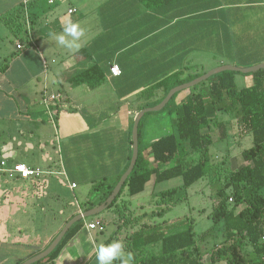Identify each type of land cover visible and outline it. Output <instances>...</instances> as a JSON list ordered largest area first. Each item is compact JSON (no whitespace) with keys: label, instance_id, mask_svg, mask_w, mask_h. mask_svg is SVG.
<instances>
[{"label":"crops","instance_id":"0c3cea01","mask_svg":"<svg viewBox=\"0 0 264 264\" xmlns=\"http://www.w3.org/2000/svg\"><path fill=\"white\" fill-rule=\"evenodd\" d=\"M21 6L27 10V20L31 13L33 23L18 38L2 17ZM71 9L76 13L70 14ZM67 19L84 29L76 51L57 46L50 38L62 32ZM0 24V37L8 29V37L15 39L13 54L0 55L4 59L0 64V132L13 142L5 145L6 154H1L5 158L0 161V175L7 178L1 181L0 176V264H22L45 251L73 215L82 213L90 202L98 203L126 172L133 153L134 116L166 97L163 88L148 98L144 94L176 73L195 75L190 69L199 63L201 47L247 45V31H264V0H174L153 6L140 0H0ZM22 41L25 47L18 50ZM113 65L120 68L117 77L110 73ZM92 67L102 73L97 87L71 84L74 76ZM35 133L42 139L38 144L41 157L34 155L36 160L24 152L38 143ZM239 136L251 137L240 132ZM142 148L154 166L150 146ZM16 151L20 161L25 159L23 165L33 170L40 165V172L52 180L42 179L43 175L8 179L7 169L17 164L12 156ZM239 154L212 162L236 171ZM150 185L153 181L147 188ZM209 186L210 179H205L200 191ZM67 191H77L72 195L74 210L63 207ZM122 200H129L127 190ZM129 210L126 214H131ZM211 211L200 210L209 216ZM105 212L115 223L119 219L116 211ZM210 230L207 239L213 243L208 250L224 240V236L214 240L215 229ZM105 231H91L84 224L54 261L41 264H97L99 243L112 242L100 235Z\"/></svg>","mask_w":264,"mask_h":264},{"label":"trees","instance_id":"16d2710c","mask_svg":"<svg viewBox=\"0 0 264 264\" xmlns=\"http://www.w3.org/2000/svg\"><path fill=\"white\" fill-rule=\"evenodd\" d=\"M140 1L153 6L174 0ZM26 14V8L21 6L2 19L18 36L27 26ZM28 15L32 27L31 13ZM182 74L176 73L153 89L163 88L167 95L173 88L202 76L195 74L183 77ZM235 74L219 73L171 98L163 110L170 109L171 113L176 114L177 133L159 137L151 143L154 166L143 154L142 127L146 115L142 118L139 124L137 164L120 194L107 209L121 213L119 219L126 218L129 216L126 214L129 202L143 196L151 181L155 189L161 183L180 178L182 188L188 189L202 179H210L212 187L215 184L220 186L212 193L214 203L209 217L215 226L223 223L224 240L202 252L201 244L212 230L198 235L193 221L187 224L185 220L172 224L167 221L143 223L138 230L127 235L124 244L125 252L132 256L130 264H264V70L249 74L253 83L243 89H238ZM102 79L100 70L92 67L74 76L70 82L75 86L87 84L95 88ZM204 88L209 91L208 94H204ZM218 113L233 114L239 132L250 135L252 139V147L239 154V168L236 171L223 170L210 158L209 149L214 144V132H218L220 140L228 137L226 123L218 119ZM119 179L98 203L90 202L83 210L103 204ZM125 190L129 200L120 201ZM177 192V188L156 190L153 195L158 198V203L168 205L178 202L175 199ZM84 224L85 220L74 224L50 256L36 264L54 261ZM182 226H186L185 229L173 231Z\"/></svg>","mask_w":264,"mask_h":264},{"label":"rangeland","instance_id":"374dc122","mask_svg":"<svg viewBox=\"0 0 264 264\" xmlns=\"http://www.w3.org/2000/svg\"><path fill=\"white\" fill-rule=\"evenodd\" d=\"M0 27L3 26L0 24ZM5 31L6 32L3 33L0 37L1 56L3 54H5V56L11 55L13 54L12 51L15 49L14 47L15 39L8 37L9 34L8 29ZM234 32L245 33L246 31H234ZM246 34L247 35L245 36L246 37L245 42H247V45H242V46L235 45L232 47L230 46L201 47L198 53L200 61L198 64H194V66L190 69V72L193 74L205 75L206 73L222 66L229 65L238 68H250L264 63V31H247ZM22 36L24 37V34ZM17 37L20 38V34ZM3 62L4 59H1L0 64H2ZM235 81L238 89H243L250 86L253 83V78L249 74L236 73ZM154 90L156 89L150 88L148 91L149 94H144L145 98L150 97V94H153ZM208 93L209 91L205 90L204 88V94H208ZM218 119L220 121H225L228 124L227 132L229 134V137L226 138L225 140H220L218 139V132L217 131L215 132L216 133L215 136L217 137L214 140V144L209 149L211 161L213 162L222 161L223 159H225L226 155L228 154L236 156L239 153H241L243 150L250 149L252 147L251 137L247 136L246 138L244 137V139L239 138L240 136L237 126V120L233 116V114L218 113ZM176 122H177L176 114L171 113L170 109L146 114V116L143 119V127H142V147L144 146V144L145 146L146 145L150 146V144L154 140H156L161 136L177 133ZM29 133L30 131L28 130L27 134L29 135ZM33 136L35 140H37L36 142L38 143L33 144L34 145L33 147L29 148L28 150H24V152H26L27 155H30L34 160H36L34 158V155L37 157V159H40L41 157V156L38 157L41 151V146H39L38 144L42 142V139L39 133H35ZM11 143L13 142L8 140L0 132V161L1 159L5 158L4 155H1L7 149L5 145L7 144L8 146H10L9 144ZM14 145H16V143ZM49 150L52 153V155L56 157L57 153H55L52 150V148H49ZM12 156L14 158L13 160L17 164H23V162H25V159H22L20 161V152L18 151H16L15 154ZM32 164L35 165L34 162H32ZM35 169L39 171L43 170L40 165L36 166ZM13 177L16 178V176L8 175V179L10 180ZM42 177H41L42 179L47 180L48 182L52 180L51 177L48 178V176L45 177L43 175ZM1 179H2L1 181L7 180V178L3 176H1ZM54 179H59V178L54 177ZM88 179L93 180L94 176L88 175ZM204 183H205V179H202L188 189L182 188V179L180 178L161 183L158 186L157 190H167L173 188H177L178 190L175 196V199L178 202H172L168 205L160 204L157 202L158 198L154 197L153 187L150 185L143 196L137 199H133L129 203V209H130L129 212H131V214L128 215L130 216L118 220L116 218L117 221L115 223L113 219L109 217L108 214L109 212H104L106 214L102 215L103 214L102 213L100 216L94 217L92 219L100 218L103 221L104 225L107 227L104 233H100V235L103 238L107 240L112 239L111 240L112 242L119 241L123 245L125 244V241H127V235L133 233L135 229L137 228L139 229L141 224L143 223H162L165 221L167 222L174 221L175 223H177L176 220H180V221L185 220L187 221V224L189 221H194V225H193L194 230L198 233V235L203 234L206 231L214 228L215 234L218 237L216 236L213 239L214 240L217 238L221 239L223 237V223H220L215 226L209 215L205 213L201 214L200 212L202 208L207 209V211L212 210L213 201L210 197V194L211 191L215 192L220 185L215 184L213 185V187L211 185L208 188H205L204 191L202 192L200 190H201V186L204 185ZM66 193L68 197H66V200H64L63 207L69 208L70 210H74L75 201L72 200V195L77 194V191L75 193H71L67 191ZM60 208L61 207L58 206L56 209L57 216H59V212L61 210ZM119 215L122 216L121 213ZM86 220L89 221L90 219H86ZM124 222L125 224H123ZM53 223L54 222H52V224ZM185 227L182 226L181 228L173 229V231L179 229H185ZM117 230H120V234H118V232H115ZM212 243H213L212 238H210L207 239L206 242L201 244L202 252L207 250L208 247L212 245ZM18 250L19 249H17V251H14V254L10 253V256H14L15 254H17L19 252Z\"/></svg>","mask_w":264,"mask_h":264},{"label":"water","instance_id":"95a60500","mask_svg":"<svg viewBox=\"0 0 264 264\" xmlns=\"http://www.w3.org/2000/svg\"><path fill=\"white\" fill-rule=\"evenodd\" d=\"M261 70H264V63L256 65L254 67H250V68H238V67L229 66V65L218 67V68L206 73L205 75H202L201 77H199V78H197V79H195L189 83H186V84H183V85H180L178 87L173 88L171 91H169V93L166 95V97L157 106L151 107V108H145V109L141 110L138 114H136L133 118L134 119V125H133V131H132L133 153H132L130 165H129L127 171L120 178L119 182L117 183L116 187L114 188V190L112 191V193L108 197V199L103 204H101L99 207L84 211V212L79 213L78 215L74 216L71 220H69L64 225V227L59 232L57 237L52 241V243L49 245V247L45 251L34 256L33 258H31L29 260L23 262L22 264H36V263L41 262L44 259L48 258L50 256V254L58 247V245L61 243V241L63 240V238L67 234V232L71 229V227L74 224H76L80 221L86 220V219H91V218L100 216L102 213L107 211V209L114 203V201L116 200V198L120 194L122 187L126 183L128 177L133 172V170L137 164L138 156H139V124H140L142 118L146 114L152 113V112L162 111L167 106V104L169 103V101L171 100V98L174 95H176L177 93H180L182 91L194 88V87H196L199 84L207 81L208 79H210L211 77H213L219 73L235 72V73H241V74H252V73H255V72H258Z\"/></svg>","mask_w":264,"mask_h":264},{"label":"clouds","instance_id":"9594fccd","mask_svg":"<svg viewBox=\"0 0 264 264\" xmlns=\"http://www.w3.org/2000/svg\"><path fill=\"white\" fill-rule=\"evenodd\" d=\"M83 36L84 29L81 25L70 19L65 21L62 32L50 34L51 40L55 41L57 46L69 51H76L81 47ZM95 251L97 264H114L116 261L120 264H130L132 260L131 254L125 252L124 245L119 241L100 244Z\"/></svg>","mask_w":264,"mask_h":264},{"label":"built area","instance_id":"2783aa9c","mask_svg":"<svg viewBox=\"0 0 264 264\" xmlns=\"http://www.w3.org/2000/svg\"><path fill=\"white\" fill-rule=\"evenodd\" d=\"M76 11H77L76 9H71L69 11V13L73 14V13H76ZM26 22L28 25V32H29L30 31L29 19ZM29 35H31V34H29ZM29 35H28V37H29ZM24 47H25V44L23 41L17 44L18 50H22ZM110 73L114 77L119 76L121 74L119 66L113 65L110 68ZM1 165L5 166V162H2ZM6 172L10 175H17L19 178L26 179V180L27 179H38L43 175L42 172L30 169L29 167H27L26 165H23V164H15L10 169H7ZM72 186H73V188H75L74 184ZM230 201H232V200H230ZM86 221H85V225L89 230H91V231L98 230L99 232L105 231V225H104L102 220L96 219V220H92V221H87V222ZM263 240H264V238H263Z\"/></svg>","mask_w":264,"mask_h":264}]
</instances>
